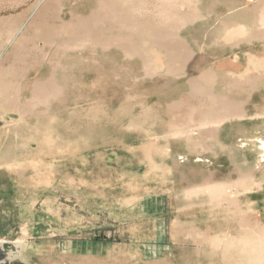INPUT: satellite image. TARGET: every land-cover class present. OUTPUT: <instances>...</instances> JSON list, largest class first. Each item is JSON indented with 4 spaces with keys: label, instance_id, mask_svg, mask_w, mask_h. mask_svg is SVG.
<instances>
[{
    "label": "rangeland",
    "instance_id": "1",
    "mask_svg": "<svg viewBox=\"0 0 264 264\" xmlns=\"http://www.w3.org/2000/svg\"><path fill=\"white\" fill-rule=\"evenodd\" d=\"M91 3L0 0V65L23 75V98L55 87L32 116L0 113V241L23 240L31 264H251L237 242L264 235V0H199L167 20L194 52L180 76L91 47L82 22L110 26ZM204 72L238 112L199 118L208 96L188 80Z\"/></svg>",
    "mask_w": 264,
    "mask_h": 264
},
{
    "label": "bare ground",
    "instance_id": "2",
    "mask_svg": "<svg viewBox=\"0 0 264 264\" xmlns=\"http://www.w3.org/2000/svg\"><path fill=\"white\" fill-rule=\"evenodd\" d=\"M103 1L104 2L108 1V2L106 3V5L103 4V6H102V4L96 5L95 9H96V11L97 10H102L103 12L105 11L104 14H101V15L102 16L104 15V18L107 17L109 19V20H107V23L110 24V26L108 27V30H105V29L102 30L103 28H101V26H99V27L91 26L92 25V24L90 25L91 22L89 23V21L85 20L86 22L85 21L82 22L81 28H83L84 32L89 33L92 31L93 35L86 38L85 37L86 35L84 34L85 36L84 37L82 36L83 40L85 39V41L89 42L90 38L93 37L91 40V43H90L91 45L98 44L101 47L103 46V48L109 47V46H114L116 48H121L122 50H125L128 53H131L132 55L139 54V56L143 60L142 63H144L143 66L145 67V69L144 68L143 69L146 71V74H148V75H154L155 73H161V74L163 73V74H173V75L175 74L177 76H180V75L184 74V73H182L183 68H184V63L189 58L188 57L189 53L185 47L186 42L183 38L180 37V35L176 31H174L176 26L174 24L168 26L166 22L169 19L178 18L179 20L175 23H180V22L183 23L184 20H187V18L189 17V16L186 17V15L190 14V13H185V10L182 9L183 6L186 7V10H188V9L194 8L193 4L185 3V5L182 6L181 4H183V3H181L180 5L177 4L178 0L177 1L176 0H164V4L162 5V9H161L160 13H170V14L165 18V21L163 20L164 21L163 22V21H160L158 19V17H160L159 14H158L159 15L158 17H156L157 15H155V17L149 16L148 15L149 13H147V14L142 13L141 14L140 11L142 10V8L145 7L146 0L145 1L143 0L142 2H140V6H139V4H137L139 1L135 2L134 0L131 2L128 0H103ZM98 2H99V0H98ZM104 2H102V3H104ZM158 5H161V4H158ZM101 6H102V8H101ZM152 10H153V8H152ZM182 10L184 11V13H179V11H182ZM172 13H174V14H172ZM177 13H179L178 16H177ZM139 14H141V15H139ZM78 21L79 20H77V22ZM95 21H97V20H95ZM169 22L171 23V21H169ZM41 23H43V22H41ZM60 25L61 24H59L58 26H60ZM72 25H74V24H72ZM42 27H41V29H42ZM51 27L55 28L53 26H51ZM68 28L65 32L67 34L66 39H63L61 41V43H59V46H62L64 48L68 47L69 45L72 44V42H71L72 38L71 37L73 35H71V34H72V31H74V30H72L74 28L72 26H69ZM237 28L238 27H236V31L233 30V32H237ZM98 29H100L101 32H105L108 34H104L105 35L104 38H101V37H99L100 33L97 32ZM52 30H54V29H52ZM40 33H42V32H40ZM47 36H49V35H47ZM43 37L45 38V36H43ZM78 37H79V35H78ZM48 39L49 38L47 37L45 39V42H50V41H48ZM79 39L81 41L80 37H79ZM52 41H53V39H52ZM54 43H56V42H54ZM52 44H53V42H52ZM77 46H79V44ZM65 49H67V48H65ZM160 54L162 56H160ZM191 54H192V52H191ZM177 61L180 62V66H179V64L178 65L176 64ZM212 73L213 72H204L200 78H189V80H188V84H189V88H190V90H189L190 96H196V95L208 96V103H206L204 106L205 109L201 110L202 106L200 107V109L195 108V109H197L196 113H198V116L200 119H208L210 117L214 118V117H217L221 114L230 116L232 113L238 112V108H240L242 105L241 101L236 99L235 95L231 94L232 92H230V90H227L226 92H223L221 94L213 93V91L211 89L213 87L209 86L210 84L208 85L207 84L208 81H206L209 79V77L212 76ZM214 75H215V73H214ZM255 76L256 75H250L248 78L246 77L247 80H245V81L246 82H251V81L253 82V80L256 79ZM215 77H216V75H215ZM236 80L237 79H233L232 81H228L229 89H230L231 85L233 87H241L240 82H238L240 80H238V81H236ZM241 88L244 89V87H241ZM196 98L198 99V97H196ZM177 103H176L177 105H175V106H179V105L183 104L182 102H177ZM221 120H223V119H221ZM221 120H219V121H221ZM202 124H203V122H202ZM210 128H211V126H210ZM217 191H219V190H217ZM214 192L216 193V191H214ZM215 193H214V195H215ZM213 197H215V196H213ZM251 228L254 230H257V231H261L262 233H260V234L264 233V228L262 226L254 225ZM250 239L246 240L247 242L244 241L243 239H239L237 242L239 245L242 244L241 246H243V247H240V250H241V248L245 247V249H244L245 252L244 251H242V252H244V254L247 257L244 254L243 255L246 257V259L248 258L250 260V261H247L245 259L246 262H251V264H264V235H261L255 239H254V237L253 238L251 237ZM15 241H18V242L23 243L25 245L24 241H22V240H15Z\"/></svg>",
    "mask_w": 264,
    "mask_h": 264
},
{
    "label": "crops",
    "instance_id": "3",
    "mask_svg": "<svg viewBox=\"0 0 264 264\" xmlns=\"http://www.w3.org/2000/svg\"><path fill=\"white\" fill-rule=\"evenodd\" d=\"M128 1L131 2L133 0H128ZM134 1L135 2L139 1L137 4H139V6H140V2H142L143 0H141V1L140 0H134ZM178 1H183V0H178ZM184 2L187 4H193L196 12L200 13L199 7H198L199 0H186V1L184 0ZM97 4H98V0H93V3H91L88 6H85V7H87L85 13H90L91 8L93 6H96ZM158 4H161V5H158ZM163 4H164V0H161V1L160 0H146L145 7L144 8L141 7L142 10L140 12L141 13H152V12L153 13L154 12L160 13ZM152 8H153V10H152ZM182 9L185 10V13H191V12L194 13L195 12L193 9L186 10V7H183ZM183 10L179 11V13H184ZM96 13H98V12H96ZM184 26H186V25H184ZM184 26H182L179 29L178 34L180 35L181 38H183L185 40L187 47L191 50L192 56H193V54H194L193 49L189 45L187 39L181 35V30ZM90 46L95 47V48H100L101 51L118 50L124 56L123 51L119 48H116V47H110V48L108 47L107 49H104L103 47L99 46L98 44L90 45ZM160 56H162V55L160 54ZM124 57L126 59H133L136 56H134V57L124 56ZM191 57H190V59H191ZM136 58H138V57H136ZM189 60L187 61V63L189 62ZM176 64L177 65L179 64V66H180L179 61H177ZM141 65H142V63H141ZM11 66L12 65H10L8 67H4V66L0 65V110H1L0 113L3 115V109L11 108V110H13L15 113H17L19 118L25 119L27 116H32V115L36 114L38 112L37 109L39 106H44L46 104L47 100L45 98H48L47 94L51 93L50 97L54 96L55 87L53 85L52 90H48V88L46 87L47 85L44 82L35 81L32 89L36 90V93H30V95L27 99L23 98L25 96V94L21 93V90H20L21 89V85H20L21 83L17 79L19 77H22L23 75L18 76V74L16 72L17 69H13ZM142 67H143V65H142ZM53 83H54V81H53ZM22 89H24V88H22ZM43 92H46L47 94H43ZM23 99H26V100H23ZM18 124L19 123L16 122L12 128L17 127ZM20 148L22 149V145H20Z\"/></svg>",
    "mask_w": 264,
    "mask_h": 264
},
{
    "label": "water",
    "instance_id": "4",
    "mask_svg": "<svg viewBox=\"0 0 264 264\" xmlns=\"http://www.w3.org/2000/svg\"><path fill=\"white\" fill-rule=\"evenodd\" d=\"M25 245L18 241L0 242V264H31L25 257Z\"/></svg>",
    "mask_w": 264,
    "mask_h": 264
}]
</instances>
